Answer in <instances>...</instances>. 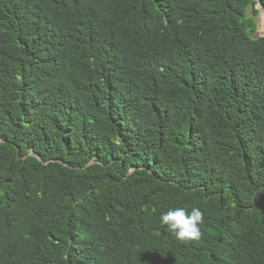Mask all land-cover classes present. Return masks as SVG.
I'll use <instances>...</instances> for the list:
<instances>
[{
    "label": "trees",
    "instance_id": "obj_1",
    "mask_svg": "<svg viewBox=\"0 0 264 264\" xmlns=\"http://www.w3.org/2000/svg\"><path fill=\"white\" fill-rule=\"evenodd\" d=\"M257 4L0 0V264H264Z\"/></svg>",
    "mask_w": 264,
    "mask_h": 264
},
{
    "label": "clouds",
    "instance_id": "obj_2",
    "mask_svg": "<svg viewBox=\"0 0 264 264\" xmlns=\"http://www.w3.org/2000/svg\"><path fill=\"white\" fill-rule=\"evenodd\" d=\"M258 2L262 6L261 0ZM203 222L204 213L199 207H193L190 212L183 207H173L159 216L160 225L167 228L175 239L182 242L199 241L202 235L200 226Z\"/></svg>",
    "mask_w": 264,
    "mask_h": 264
},
{
    "label": "rangeland",
    "instance_id": "obj_3",
    "mask_svg": "<svg viewBox=\"0 0 264 264\" xmlns=\"http://www.w3.org/2000/svg\"><path fill=\"white\" fill-rule=\"evenodd\" d=\"M259 1V0H258ZM258 11L257 14H253L252 10ZM249 15L255 17L256 21V31L254 32V35L256 36H263L264 34L260 33V26L264 24V9L262 8L261 4L258 2V4L255 7H251L248 9Z\"/></svg>",
    "mask_w": 264,
    "mask_h": 264
},
{
    "label": "water",
    "instance_id": "obj_4",
    "mask_svg": "<svg viewBox=\"0 0 264 264\" xmlns=\"http://www.w3.org/2000/svg\"><path fill=\"white\" fill-rule=\"evenodd\" d=\"M260 1V0H259ZM262 7L264 8V5L262 4ZM264 36V35H263Z\"/></svg>",
    "mask_w": 264,
    "mask_h": 264
}]
</instances>
